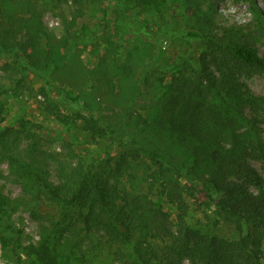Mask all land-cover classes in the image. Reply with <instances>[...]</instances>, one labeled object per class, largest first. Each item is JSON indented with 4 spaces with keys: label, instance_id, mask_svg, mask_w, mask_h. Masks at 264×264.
Here are the masks:
<instances>
[{
    "label": "trees",
    "instance_id": "16d2710c",
    "mask_svg": "<svg viewBox=\"0 0 264 264\" xmlns=\"http://www.w3.org/2000/svg\"><path fill=\"white\" fill-rule=\"evenodd\" d=\"M39 1L0 0V67L11 58L26 70L59 67L57 60L49 59L51 49L45 54L40 49L41 40L47 36L60 47L68 36L61 41L46 31ZM133 1L140 9L172 13L181 2ZM209 1L206 18L212 21L219 11L215 0ZM244 1L256 11L263 32L264 12L256 0ZM213 27L209 32H187L208 44L200 55L201 77L187 76L179 63H163L161 49L151 67L170 82L132 83L131 92L149 106L146 116L132 115L133 123L123 119L131 129L117 141L126 151H98L92 161H81L75 169L61 164L52 175L37 162L38 155L23 156L18 146L6 143L5 137L21 121L5 127L0 91V144L7 148L13 173L23 185L25 206L43 223L41 242L24 249L28 264H75L82 259L79 254L93 253L101 244L123 264H184L186 259L191 264H264V135L259 127L264 122V94H255L242 78L264 72V53L249 41L247 30ZM54 87L59 96L75 103L71 117L60 120L71 125V135L81 144L104 136L118 138L115 125L91 103H82L80 93ZM78 104L86 106L87 114ZM138 157L151 159L144 174L133 163ZM130 176L132 184L127 185ZM148 176L149 189L156 190L152 197L141 187ZM185 194L193 208H207V221L194 215ZM45 202L53 208L46 219L39 211ZM5 205L6 199H0V220L9 215ZM225 223L235 226L229 235L216 231ZM23 233L18 229V242ZM2 246L6 252L5 238Z\"/></svg>",
    "mask_w": 264,
    "mask_h": 264
},
{
    "label": "rangeland",
    "instance_id": "374dc122",
    "mask_svg": "<svg viewBox=\"0 0 264 264\" xmlns=\"http://www.w3.org/2000/svg\"><path fill=\"white\" fill-rule=\"evenodd\" d=\"M256 1L264 12V0ZM39 2L44 11L41 19L46 31L61 41L65 35L68 36L60 47L59 41L50 42L47 36L41 40L40 49L44 54L51 49L49 59L57 60L59 67L26 70L14 59H6L9 63L0 67V91L7 112L3 122L5 127L14 125L16 120L21 121L20 126L13 127L9 136L5 137L6 143L18 146L23 156L29 152L32 156L38 155L37 162L52 175L56 174L55 169L61 164L75 169L81 161H92L98 151L109 150L112 154L126 151L127 147L123 148L122 143L117 141L131 129L130 124L124 126L123 119L126 123H133L132 115L142 113L146 116L148 110L145 107L149 106L148 102L138 99L137 93L131 92L132 83L145 79L170 82L164 73L151 67L153 58L161 49L164 50L163 63H179L187 76L195 80L201 77L200 55L208 44L201 38L187 36L188 31L209 32L214 29V24L239 26L247 30L249 41L259 49L260 54L264 53V31L259 28L258 15L250 2L244 0H215L219 12L212 21L206 18L211 7L209 0H181L173 13L167 10L159 12L152 7L140 9L134 6L133 0ZM132 52L135 56L130 59ZM242 78L255 94H264V72L246 74ZM55 85L73 88L80 93L82 103H91L106 121L115 125L118 138L104 136L97 140L87 139L82 140V144L87 142L82 145L71 135V125L60 120V116L66 120L71 117L75 103L59 96ZM84 104H78L77 108L82 114H87ZM247 110L250 111L249 108ZM21 125L25 127L22 131L18 130ZM259 127L264 135V122ZM114 145L119 148H114ZM3 147L0 144V199H6L3 209L9 215L5 217V214L0 220V264H28L24 249L41 242L42 218L33 215L25 206L23 185L13 173L5 154L7 148ZM87 147L89 153L86 155ZM149 160L141 157L133 160L139 173H145ZM148 177L142 181L141 187L152 197L156 190L149 189L151 177ZM126 180L127 185L132 184L131 176ZM189 201L193 208L192 200ZM56 209L60 211L59 207ZM205 209V206L193 208V213L207 221L205 214L208 211ZM51 210L53 208L45 202L39 209L43 214L41 217L46 219L47 211ZM20 228L24 233L18 242ZM234 228L233 224L225 223L219 224L216 231L229 235ZM3 238L8 244L6 252L2 246ZM79 256L82 259L75 264H123L103 244L93 253L84 251ZM184 264L191 262L186 259Z\"/></svg>",
    "mask_w": 264,
    "mask_h": 264
},
{
    "label": "built area",
    "instance_id": "2783aa9c",
    "mask_svg": "<svg viewBox=\"0 0 264 264\" xmlns=\"http://www.w3.org/2000/svg\"><path fill=\"white\" fill-rule=\"evenodd\" d=\"M51 24H53V23L51 22Z\"/></svg>",
    "mask_w": 264,
    "mask_h": 264
}]
</instances>
